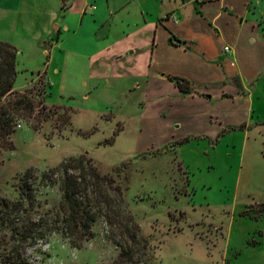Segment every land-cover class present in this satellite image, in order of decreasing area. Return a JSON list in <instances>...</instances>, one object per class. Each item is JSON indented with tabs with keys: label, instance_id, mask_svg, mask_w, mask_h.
<instances>
[{
	"label": "rangeland",
	"instance_id": "1",
	"mask_svg": "<svg viewBox=\"0 0 264 264\" xmlns=\"http://www.w3.org/2000/svg\"><path fill=\"white\" fill-rule=\"evenodd\" d=\"M234 2L232 15L241 13L256 24L262 20L256 27L264 34V0H251L247 6L244 0ZM170 3L150 0L149 8L165 10ZM12 20L13 15L0 11V41L18 45L14 91L29 99L34 110L16 115L8 144L0 149V197L16 200L20 177L33 169L35 205L27 215L33 221L53 217L61 199L59 185H43L40 176L83 155L101 175L115 180L123 196L122 203H113L117 214L112 224L97 219L92 237L81 247L52 233L20 249L26 264H112L125 231L121 219L128 227L132 221L137 230L132 264H264V213L259 212L264 211V50L253 47L251 56L242 53L240 59L242 72L247 68L244 78L254 74L243 84L237 108L240 117L248 113L247 128H209L201 119L181 124L170 135L158 134L150 121L139 122L145 106L141 92L120 98L102 87L88 100L61 97L53 75L50 85L47 71H37L46 68V56L31 40L14 35ZM236 26L238 22L231 29ZM194 37L201 47L199 38L205 37ZM177 64L172 67H183ZM16 96L8 95L2 103ZM199 108L193 105L191 110ZM221 109L213 99L200 114ZM0 228V264H10L3 260L12 254L11 232Z\"/></svg>",
	"mask_w": 264,
	"mask_h": 264
},
{
	"label": "crops",
	"instance_id": "2",
	"mask_svg": "<svg viewBox=\"0 0 264 264\" xmlns=\"http://www.w3.org/2000/svg\"><path fill=\"white\" fill-rule=\"evenodd\" d=\"M168 1L169 8L154 11L150 0H0V11L13 15L14 35L31 40L46 56V68L37 71H47L50 85L53 75L65 99L88 100L102 87L120 98L141 92L145 106L139 122L150 121L158 134L170 135L181 124L201 119L209 128H247L248 113L240 117L237 108L243 84L254 74L244 78L247 68L242 72L240 59L242 53L251 56L253 47L264 50V34L256 27L262 20L256 24L241 13L233 16L234 0ZM170 14L177 22L166 18ZM198 34L205 37L199 38L201 47L195 42ZM10 44L17 55L18 45ZM174 62L183 67L174 69ZM170 76L190 81L192 91L180 92ZM213 99L221 111L202 116ZM193 105L200 108L192 111Z\"/></svg>",
	"mask_w": 264,
	"mask_h": 264
},
{
	"label": "trees",
	"instance_id": "3",
	"mask_svg": "<svg viewBox=\"0 0 264 264\" xmlns=\"http://www.w3.org/2000/svg\"><path fill=\"white\" fill-rule=\"evenodd\" d=\"M16 52L12 44L0 41V149L8 144L7 137L12 132L16 115H30L34 110V105L29 99L14 91ZM169 78L180 92L192 91L193 84L187 79L177 76ZM8 95L17 96L13 101L2 103ZM108 143L112 144L113 139ZM32 171L33 169H28L20 177V192L16 200L0 197V226L11 232L12 239H9L13 243L10 250L12 254L6 255L4 262L26 264L20 249L33 245L36 240L48 238L52 233L60 234L73 247L79 248L84 241L92 237L91 227L97 219L103 218L111 225L112 218H116L117 212L112 210V206L116 201L122 203L121 187L115 184L112 177L101 175L91 160L83 155L65 159L41 174L43 185H59L61 199L53 217H40L33 221L27 215L35 205ZM25 203L30 208H27ZM259 212L264 213L263 210ZM122 222V229L125 231L121 233L122 241H118L121 245L118 257L112 264L135 262L131 242H136L137 230L132 221L131 227L127 226L125 219H121Z\"/></svg>",
	"mask_w": 264,
	"mask_h": 264
},
{
	"label": "built area",
	"instance_id": "4",
	"mask_svg": "<svg viewBox=\"0 0 264 264\" xmlns=\"http://www.w3.org/2000/svg\"><path fill=\"white\" fill-rule=\"evenodd\" d=\"M166 18L171 19L174 22H177V20H178V17L175 14H170V15L166 16ZM228 50H229V47L225 46L224 51H228Z\"/></svg>",
	"mask_w": 264,
	"mask_h": 264
},
{
	"label": "water",
	"instance_id": "5",
	"mask_svg": "<svg viewBox=\"0 0 264 264\" xmlns=\"http://www.w3.org/2000/svg\"><path fill=\"white\" fill-rule=\"evenodd\" d=\"M170 42L180 43V40L177 38L170 39Z\"/></svg>",
	"mask_w": 264,
	"mask_h": 264
}]
</instances>
